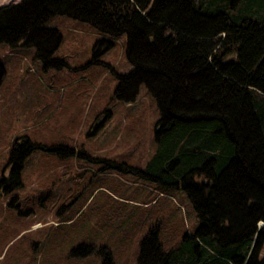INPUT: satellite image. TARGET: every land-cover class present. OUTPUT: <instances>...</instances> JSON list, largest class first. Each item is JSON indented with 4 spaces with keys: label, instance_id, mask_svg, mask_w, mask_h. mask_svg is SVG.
Segmentation results:
<instances>
[{
    "label": "trees",
    "instance_id": "obj_1",
    "mask_svg": "<svg viewBox=\"0 0 264 264\" xmlns=\"http://www.w3.org/2000/svg\"><path fill=\"white\" fill-rule=\"evenodd\" d=\"M55 13L112 37L124 34L131 67L117 73L116 94L131 97L143 83L158 116L152 150L141 162L99 158L105 165L97 169L122 175L118 185L105 181L113 192L83 186L72 197L77 176L93 171L79 157L87 155L82 148L70 156L80 170L55 176L46 194L61 181L68 192L62 201L75 213L78 201L82 214L109 200L143 201L122 197L129 181H142L164 199L178 194L193 213L188 229L171 228L164 216L149 222L131 247L98 243L88 249L97 264H264V0H19L0 6V41L50 57L60 38L47 24ZM4 72L0 60V81ZM35 150L68 157L61 143L14 137L5 163L10 170L0 182L18 186L25 157Z\"/></svg>",
    "mask_w": 264,
    "mask_h": 264
},
{
    "label": "rangeland",
    "instance_id": "obj_2",
    "mask_svg": "<svg viewBox=\"0 0 264 264\" xmlns=\"http://www.w3.org/2000/svg\"><path fill=\"white\" fill-rule=\"evenodd\" d=\"M14 2L0 0V6ZM47 24L60 38L45 59L34 54L33 46L11 47L0 41L5 68L0 81V176L7 177L10 170L5 163L14 137L61 143L68 157L31 151L21 167L20 184L0 182V264H97L88 249L98 243L131 247L149 222L158 223L164 216L171 228L183 223L188 229L193 223L189 205L178 194L164 199L148 182L129 181L130 190L121 196L144 198L139 203L154 204L150 207L118 199L79 214L78 201L76 213L68 210L69 202L62 201L61 195L68 192L61 181L52 183V194H46L45 187L53 179L75 167L80 170L79 161L70 156L83 150L87 155H78L90 160L93 171L86 169L77 176L72 197L83 186L105 189V181L118 185L122 175L109 168L97 169L105 165L99 158L113 155L141 162L152 150V126L158 116L155 100L143 83L131 97L116 94L117 73L131 67L124 34L112 37L64 13L51 15ZM119 257L123 260L124 255Z\"/></svg>",
    "mask_w": 264,
    "mask_h": 264
},
{
    "label": "water",
    "instance_id": "obj_3",
    "mask_svg": "<svg viewBox=\"0 0 264 264\" xmlns=\"http://www.w3.org/2000/svg\"><path fill=\"white\" fill-rule=\"evenodd\" d=\"M263 222H261L260 224H262Z\"/></svg>",
    "mask_w": 264,
    "mask_h": 264
},
{
    "label": "clouds",
    "instance_id": "obj_4",
    "mask_svg": "<svg viewBox=\"0 0 264 264\" xmlns=\"http://www.w3.org/2000/svg\"><path fill=\"white\" fill-rule=\"evenodd\" d=\"M17 2H18V0H17Z\"/></svg>",
    "mask_w": 264,
    "mask_h": 264
}]
</instances>
